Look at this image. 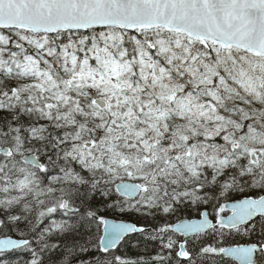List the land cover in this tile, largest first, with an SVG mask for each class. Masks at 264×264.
<instances>
[{
  "label": "snow or ice",
  "instance_id": "1",
  "mask_svg": "<svg viewBox=\"0 0 264 264\" xmlns=\"http://www.w3.org/2000/svg\"><path fill=\"white\" fill-rule=\"evenodd\" d=\"M0 264H264V0H0Z\"/></svg>",
  "mask_w": 264,
  "mask_h": 264
}]
</instances>
